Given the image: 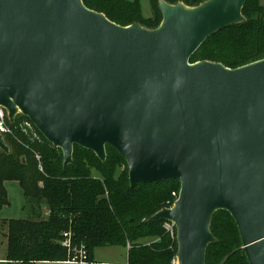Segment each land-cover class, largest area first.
<instances>
[{
  "label": "water",
  "instance_id": "obj_1",
  "mask_svg": "<svg viewBox=\"0 0 264 264\" xmlns=\"http://www.w3.org/2000/svg\"><path fill=\"white\" fill-rule=\"evenodd\" d=\"M247 0L158 1L155 29L120 26L82 0H0V107L72 164L74 146L126 161L130 187L177 181V264H205L217 211L264 264V59L230 69L191 57L245 21ZM0 150L9 153L0 134Z\"/></svg>",
  "mask_w": 264,
  "mask_h": 264
},
{
  "label": "trees",
  "instance_id": "obj_2",
  "mask_svg": "<svg viewBox=\"0 0 264 264\" xmlns=\"http://www.w3.org/2000/svg\"><path fill=\"white\" fill-rule=\"evenodd\" d=\"M158 1L150 0L151 16L145 18L140 0H82L86 8L117 25L137 23L146 29H155L161 22ZM164 1L194 7L206 0ZM242 15L244 22L210 36L190 62L209 61L236 69L264 59L262 0H247ZM19 136L23 144L5 136L9 153L0 150V212L9 203L5 183L14 181L31 216L3 221L5 264L68 262L78 260L80 252L85 253L86 264H93L96 249H126L127 244L126 264H171L176 240L164 230V221L149 219L161 209L170 208L172 193L180 190L179 182L130 187L125 159L109 146L104 162L74 146L72 164L63 168L61 151L41 135V142L30 141L23 132ZM210 229L216 241L207 247L205 264H249L242 249L240 255L236 254L242 243L236 223L227 212H215Z\"/></svg>",
  "mask_w": 264,
  "mask_h": 264
},
{
  "label": "rangeland",
  "instance_id": "obj_3",
  "mask_svg": "<svg viewBox=\"0 0 264 264\" xmlns=\"http://www.w3.org/2000/svg\"><path fill=\"white\" fill-rule=\"evenodd\" d=\"M126 1H132V0H126ZM262 4L264 5V0H262ZM140 6H141L142 16L145 18L150 17L151 16L150 0H140ZM27 120L28 119H24L21 114L16 115L12 122L7 117L4 127L5 131L0 132V134L3 137L9 136V138H13L15 140V143L17 144L20 145L23 144V141L21 140L19 134L22 132L21 126L23 127L24 123ZM25 136L30 140L29 136H27L26 134ZM18 137H20V139ZM35 142H41V140ZM36 160H39V158L38 159L36 158ZM5 188L7 191V197L9 203L0 212V260H3L6 255V242L2 237L5 232V227L2 224L3 221L10 219H29L31 216L30 207L22 195V191L19 187V184L14 181H9L5 183ZM178 194L179 192L172 193V199L174 201L177 199ZM173 203H171L170 207L173 206ZM66 249L68 252L70 251L69 247L68 248L66 247ZM241 249L242 247L238 246L235 249L237 252L236 254L240 255L242 251ZM126 258H127V250L123 247L98 248L94 251L93 264H124L126 263ZM174 260L176 261L175 256L172 259L171 264ZM0 264H5V262L3 263L0 261ZM35 264H86V263L68 261V262H37Z\"/></svg>",
  "mask_w": 264,
  "mask_h": 264
},
{
  "label": "built area",
  "instance_id": "obj_4",
  "mask_svg": "<svg viewBox=\"0 0 264 264\" xmlns=\"http://www.w3.org/2000/svg\"><path fill=\"white\" fill-rule=\"evenodd\" d=\"M7 120V112L5 109H3L2 107H0V132H4L5 129V122ZM21 131L26 134L27 136L30 137L31 140H37L39 141L40 140V134L39 132L36 130V128L33 126V124L27 120L25 123H24V126L22 127L21 126ZM36 158L38 159L39 157L36 156ZM163 228L164 230L169 234V236L172 238V239H176V230H175V227L172 223H169V222H164L163 223ZM67 237V235H65ZM64 245L66 247H69V241L66 240V242L64 243ZM130 248V245L127 244L126 246V250H128ZM80 258L77 260V258H74L72 259V261H69V262H79V263H85V253L84 252H80ZM172 264H176V261L174 260L172 262Z\"/></svg>",
  "mask_w": 264,
  "mask_h": 264
},
{
  "label": "crops",
  "instance_id": "obj_5",
  "mask_svg": "<svg viewBox=\"0 0 264 264\" xmlns=\"http://www.w3.org/2000/svg\"><path fill=\"white\" fill-rule=\"evenodd\" d=\"M5 258H6V255H5ZM5 258L3 259V260H0L1 262H5L4 260H5ZM93 263H94V260H93ZM126 263H127V258H126ZM126 263H124V264H126Z\"/></svg>",
  "mask_w": 264,
  "mask_h": 264
}]
</instances>
